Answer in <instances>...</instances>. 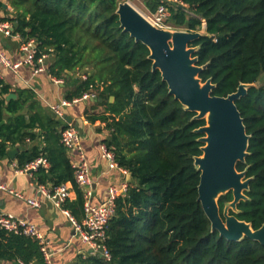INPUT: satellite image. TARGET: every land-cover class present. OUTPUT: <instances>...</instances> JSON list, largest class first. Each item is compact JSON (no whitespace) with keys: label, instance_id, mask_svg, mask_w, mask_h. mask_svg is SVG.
<instances>
[{"label":"trees","instance_id":"16d2710c","mask_svg":"<svg viewBox=\"0 0 264 264\" xmlns=\"http://www.w3.org/2000/svg\"><path fill=\"white\" fill-rule=\"evenodd\" d=\"M121 1L13 0L14 31L37 41L38 55L50 60V74L72 78L68 99L95 94L101 111H85L86 116L104 122L109 134L103 142L130 174L106 231L110 260L88 254L71 264H264V246L257 241L231 240L212 230L198 200L200 171L194 165L204 144L198 139L204 134L195 129L205 119L194 118L195 112L168 93L159 70H152L148 47L123 31L116 13ZM181 1L185 5L167 3V23L203 29L190 46H198L193 56L198 65L206 64L199 77L211 78L213 95L226 96L242 82L261 79L235 100L250 135L248 154L236 168H247L251 180L247 198L230 211L257 229L264 222V0ZM145 3L153 12L160 0ZM9 91L0 79V121L7 116L0 126V158L9 147L42 137V147L16 154L17 165L47 158L48 167L34 171L36 181L49 186L70 181L76 197L63 207L81 221L83 193L60 142L65 123L46 113L30 89H19L16 98H7ZM231 200V192L221 195L220 209ZM0 258L44 264L37 240L1 227Z\"/></svg>","mask_w":264,"mask_h":264},{"label":"water","instance_id":"95a60500","mask_svg":"<svg viewBox=\"0 0 264 264\" xmlns=\"http://www.w3.org/2000/svg\"><path fill=\"white\" fill-rule=\"evenodd\" d=\"M116 13L123 31L148 47L152 70H159L162 80L167 83L168 93L185 110L195 112L194 118L205 119V124L195 129V132L204 134L198 138L204 144L202 154L194 157V165L200 171L198 200L212 230L231 240L247 236L264 246V222L252 229L250 223L228 212L229 209L237 211V203L247 198L244 191L248 190L251 180L246 177L247 168H236L248 154L250 135L235 100L245 95L249 87L259 85L261 79L256 83L242 82L226 96L213 95L211 91L215 84L211 78L202 81L199 77L206 64L198 65L197 56H193L198 46H190L201 35L200 31L157 27L128 0L119 2ZM14 96L9 93L7 98ZM113 98L110 96L109 100ZM65 120L71 122L68 117ZM4 122L2 119L0 126ZM15 152L16 149H11L7 154L13 157ZM129 177L128 173V180ZM227 192H231L232 200L225 203L221 214L218 199Z\"/></svg>","mask_w":264,"mask_h":264},{"label":"crops","instance_id":"0c3cea01","mask_svg":"<svg viewBox=\"0 0 264 264\" xmlns=\"http://www.w3.org/2000/svg\"><path fill=\"white\" fill-rule=\"evenodd\" d=\"M130 1V0H128ZM141 7V11L149 12L145 0H135ZM132 4V3H131ZM18 10L13 5V0H0V20H9L15 18ZM22 37H7L0 33V46L4 53L11 59L17 60L23 57L20 49ZM50 60L46 58L48 63ZM72 72H69V75ZM47 70L32 75L31 67L22 64L17 70L9 68H0V79L9 86V93H14L16 98L19 89L28 88L33 92L34 99L41 104L44 111L54 118L66 123V117L79 129L81 133V142L85 152L86 160L90 169L92 179V201L99 203L103 201L108 192L109 185L121 186L127 179L129 172L125 173L123 168L110 169L107 160L102 156L100 146L103 139L109 134L104 127V122L96 120L90 121L85 111H101V106L96 104V97L88 99H79L73 97L72 100L66 96L73 88L70 85L72 78L56 77L59 82H55ZM8 93V94H9ZM63 101L69 104L62 106L64 118L58 117L51 109V105L61 104ZM23 112H27L24 109ZM8 115V114H7ZM7 116L5 117V119ZM42 138V137H41ZM41 138L27 140L22 145L9 147L16 149L14 156L8 154L0 158V184L6 185L22 196H16L5 189L0 188V210L22 217L36 224L43 235L49 242L52 250V264H71L82 255L89 254L88 248L81 239L74 234L71 215L66 214L61 208L55 206L47 197L38 194L35 189L34 172H18L19 169L16 161V154L23 149L30 148L34 145L42 147L44 141ZM35 197L39 206H30L27 198ZM76 197L75 189H72L69 200ZM69 212V211H68ZM0 264H18V262L9 263L0 258Z\"/></svg>","mask_w":264,"mask_h":264},{"label":"built area","instance_id":"2783aa9c","mask_svg":"<svg viewBox=\"0 0 264 264\" xmlns=\"http://www.w3.org/2000/svg\"><path fill=\"white\" fill-rule=\"evenodd\" d=\"M168 2L185 5V3L181 0H160V3L155 11L140 12H142L145 18L153 25L160 28L171 29L173 27L167 23V19L170 16V10L167 5ZM0 33L7 37L20 36L19 33L14 31V23L9 20H0ZM20 49L23 52V57L21 59L11 60L0 46V68L4 67L17 70L22 64H27L31 67L32 75H36L47 70V55L43 53L38 55L39 49L37 47V41L33 37L23 38ZM82 77L85 78V75H82ZM52 78L56 83L59 82V79L54 76H52ZM94 96L95 94L93 92H86L82 94L79 99H88ZM67 104H69V102L63 101L61 104L51 105L50 109L58 117L63 119L64 114L62 106ZM60 142L64 146L73 168L75 184L83 193L84 217L78 222L71 215H69L68 210L63 207V203L66 199H69L72 189L74 188L70 181L51 186L36 181V192L47 197L55 206L61 208L64 213L70 216L74 234L85 243L89 254L98 255L106 260H110L111 253L106 245V231L109 220L115 212V200L119 194L126 191L128 182L124 181L121 186L109 185L106 198L99 203H93L92 179L82 146L81 133L79 129L71 122H66L65 126L60 131ZM100 149L102 156L107 160L110 169L120 167L112 150H110L104 143L101 144ZM39 167H48L47 158L39 156L26 163L23 167L17 169V171L34 172ZM123 170L127 173V170ZM0 188L5 189L16 196H22L6 185L0 184ZM27 202L30 206H39V202L35 197L27 198ZM0 227L37 240L44 264H52L53 252L49 247V242L36 224L15 214L0 210Z\"/></svg>","mask_w":264,"mask_h":264},{"label":"rangeland","instance_id":"374dc122","mask_svg":"<svg viewBox=\"0 0 264 264\" xmlns=\"http://www.w3.org/2000/svg\"><path fill=\"white\" fill-rule=\"evenodd\" d=\"M130 2L132 3V5H134L138 10H142L141 7L136 3L135 0H130ZM204 26V23L202 24V27ZM201 32H203V29H201Z\"/></svg>","mask_w":264,"mask_h":264},{"label":"flooded vegetation","instance_id":"af4514ba","mask_svg":"<svg viewBox=\"0 0 264 264\" xmlns=\"http://www.w3.org/2000/svg\"><path fill=\"white\" fill-rule=\"evenodd\" d=\"M243 170V169H242ZM247 177V176H246ZM225 205V204H224ZM224 205H223V207H222V209H220V213L222 214V212H223V208H224ZM220 208V207H219ZM230 211H233L232 209H229V214H233V213H230ZM233 212H236V211H233ZM233 215H235V214H233Z\"/></svg>","mask_w":264,"mask_h":264}]
</instances>
